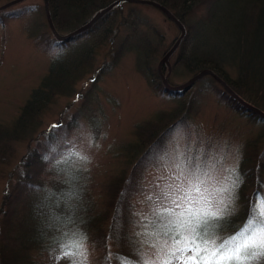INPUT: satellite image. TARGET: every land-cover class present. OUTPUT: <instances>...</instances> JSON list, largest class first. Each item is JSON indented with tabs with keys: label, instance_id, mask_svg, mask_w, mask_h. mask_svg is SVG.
Here are the masks:
<instances>
[{
	"label": "trees",
	"instance_id": "16d2710c",
	"mask_svg": "<svg viewBox=\"0 0 264 264\" xmlns=\"http://www.w3.org/2000/svg\"><path fill=\"white\" fill-rule=\"evenodd\" d=\"M114 1L48 0V10L57 32L65 34L86 23ZM154 1L168 8L186 27V35L181 41L182 52L188 46L190 50L179 56L177 63H183L192 75L205 69L213 71L245 101L264 111V0ZM125 3L128 2L117 4L91 28L68 40H58L52 33L45 4L42 23L28 27V36L44 50L52 52L73 45L74 53L71 57H53L47 72L32 89L13 121L7 126L0 122V162L9 141L39 140L43 136L39 147L29 158L22 157L8 173L0 204V264H35L33 259L41 255L47 257L45 264H53L51 258L54 261L59 255H73V236L76 233L87 236L86 244L94 250L91 260L94 264H138L146 258L150 259L146 251L139 248L132 230V198L138 190L136 171L151 151L156 152L162 147L164 139L177 124L188 122L195 108L196 95H189L177 107L158 111L152 120L135 125V141L123 145V166L102 183L105 194L102 206L87 189L84 178L77 183L75 174L80 172L72 173L69 168L63 178L61 175L56 177L58 181H54V175L64 164L63 160L57 163L50 181L39 169L43 160H49L45 156L54 140L60 141L63 149L67 147L61 143L65 133L54 130L60 126L67 127L62 120L51 123L49 130H39L46 108L56 98L79 95L77 86L84 78H89L92 83L84 84L82 92L87 94L97 78L116 64L124 50L135 52L138 70L149 79L151 85L164 90L154 69L161 37L154 32V41L159 39L156 43L148 36L146 29H155V24L150 18L141 16L138 9L133 8L129 15L123 13ZM7 14V8L0 9V22ZM130 15H133L131 19L128 17ZM106 16L111 18L105 20ZM107 21L109 24L100 38L107 44L103 53L105 60L99 67L95 64V53L86 48L83 39L98 32ZM122 26L127 35L117 39ZM213 31H216V36L211 34ZM104 43L102 45L105 47ZM83 48L86 50H81ZM201 80L211 81L206 85L207 90L214 93L219 102L257 123H264V119L244 109L214 77L205 75ZM94 97L91 95L88 99ZM262 140L264 131L247 141L246 149L240 155L236 170L242 184L235 194L234 208L220 230L222 237L231 236L243 226L254 194L257 191L264 194V148L259 150ZM14 173H17V179L10 181ZM65 178H69L72 187L69 191L75 193L73 197H69V191L61 186ZM156 221L157 218L146 221L152 234L174 246L172 237L177 234L174 227L167 222L158 224ZM168 233H171V237H168ZM113 245L116 248L112 249ZM109 252L112 254L110 261L106 260ZM260 264H264V260Z\"/></svg>",
	"mask_w": 264,
	"mask_h": 264
},
{
	"label": "rangeland",
	"instance_id": "374dc122",
	"mask_svg": "<svg viewBox=\"0 0 264 264\" xmlns=\"http://www.w3.org/2000/svg\"><path fill=\"white\" fill-rule=\"evenodd\" d=\"M9 1L11 0L0 1V6ZM44 3V0H21L7 6L5 8L9 14L0 22V122L4 126L10 124L17 116L32 89L47 72L51 59L56 55L71 57L74 53L73 45L67 48L65 46L63 50L46 51L28 36V27L40 24L44 19ZM133 8L141 11L139 12L141 16L150 18L155 24V29H146L148 36L153 38V41L154 32L161 37L154 63L159 80L157 70L159 60L174 44L180 30L156 7L128 2L124 4L122 11L129 15ZM27 10L31 11L27 13L25 12ZM128 17L131 19L133 15ZM109 18L111 16H106L105 20ZM194 19L196 17L191 18V21ZM108 22L98 32L95 31L83 39L86 48L92 49L95 53V64L99 67L105 60L103 53L107 48V44L100 41V38ZM120 30L117 39L127 35L123 26ZM211 34L216 36V31ZM158 41L159 39H156L154 42ZM103 43L106 44L105 47ZM181 44L169 58V67L165 64L161 66L162 74L164 76L167 74L170 85L182 84L192 75L183 63H177L179 56L182 57L185 51L190 50L188 46L183 53ZM137 63L135 52L124 50L116 64L97 78L87 94L82 92L84 84L92 83L89 78H84L77 86L79 95L58 96L59 98L46 108L39 130H49L51 123L62 120L67 127L60 126L54 130L65 133L61 143L67 147L64 146L63 149L60 141L54 140L50 151L46 152L45 157L49 160L47 162L43 160L39 169L50 181L57 163L63 160L64 164L54 175V181H58L56 179L58 176L62 175L63 178L69 168L72 173L80 172L75 174L77 183L84 178L87 189L102 206L105 198L102 183L108 181L110 175L123 166L125 158L123 145L135 141V125L152 120L158 111L177 107L181 101L189 98V95H196L195 108L188 122L177 124L164 139L162 147L156 152L151 151L149 157L139 164L136 171L138 190L132 198L131 209L134 217L132 230L139 248L146 251L150 259H155L158 247L175 249L174 246L155 237L146 221L157 218L156 213L160 207H174L158 197L161 196V189L165 185L176 183L171 177L178 174L176 164L179 160L187 157L198 158L208 173L205 180L209 188L213 186V181L217 184L230 181L232 177L238 175L236 169L240 155L246 149L245 143L264 131V123H257L244 116L245 114H240L219 102L215 94L207 90L206 85L211 83L210 80L199 79L187 92L171 94L151 85L149 79L138 70ZM91 95L95 97L89 100ZM71 124L73 126L69 127ZM41 139L43 136H40L39 140L25 139L6 143L0 162V204L9 171L18 165L22 157L29 158L35 148L39 147ZM263 148L262 140L259 150ZM81 156L85 159H80ZM16 179L17 173H14L10 181ZM61 186L69 191L72 188L69 178H65ZM189 195L199 194L192 190L189 191ZM85 246L88 248V264H94L91 261L94 250L89 244ZM111 248L114 249L116 246L113 245ZM72 258L73 255L68 253L59 255L54 261L51 258L50 262L68 264ZM46 259V256L41 255L33 260L35 264H45Z\"/></svg>",
	"mask_w": 264,
	"mask_h": 264
},
{
	"label": "snow or ice",
	"instance_id": "6c2138e0",
	"mask_svg": "<svg viewBox=\"0 0 264 264\" xmlns=\"http://www.w3.org/2000/svg\"><path fill=\"white\" fill-rule=\"evenodd\" d=\"M176 168L178 174L171 177L176 183L165 185L158 197L174 207H160L156 213L158 224L167 222L174 227L175 250L158 247L155 259L146 258L138 264H260L264 260V194H254L243 226L222 237L220 230L234 208L242 179L237 175L221 184L213 181L209 188L208 173L198 158L181 159ZM192 190L199 195L190 196ZM167 235L171 237V233ZM73 240L71 264H88L87 236L76 233ZM111 255L109 252L106 260L110 261Z\"/></svg>",
	"mask_w": 264,
	"mask_h": 264
},
{
	"label": "water",
	"instance_id": "95a60500",
	"mask_svg": "<svg viewBox=\"0 0 264 264\" xmlns=\"http://www.w3.org/2000/svg\"><path fill=\"white\" fill-rule=\"evenodd\" d=\"M21 0H11L7 2L6 4H3L0 6V9H3L7 6H10L12 4H15ZM45 1V12H46V17L48 21V25L54 34V36L58 40H68L76 35H79L83 33L84 31L88 30L91 28L105 13H107L109 10H111L113 7H115L117 4L122 3V2H132V3H139V4H146V5H151L153 7L158 8L169 20H171L180 30V34L177 37L176 41L174 44L171 46L170 49L167 50V52L162 56V58L159 60L157 70L161 79V82L164 86V90L166 92L170 93H179L183 94L187 92L191 87L203 76L205 75H211L214 77V79L233 97L235 98L241 106L244 107L248 112H252L256 115H258L260 118L264 119V111L261 110L259 107L245 101L242 97H240L235 91L229 87V85L222 79L220 78L216 73H214L211 70H201L200 72L192 75L187 81H185L182 84L178 85H170L169 82L167 81V74L164 76L161 71V66L162 64H165L169 67V58L171 55L175 52V50L179 47L181 41L183 40L184 36L186 35V27L183 25V23L176 18L171 11L163 6L162 4L154 1V0H115L114 2L110 3L109 5L105 6L104 8L100 9L95 15H93L86 23L83 25L77 27L76 29L65 33V34H60L57 32V30L54 27V24L52 22V18L50 15V12L48 10V0Z\"/></svg>",
	"mask_w": 264,
	"mask_h": 264
},
{
	"label": "bare ground",
	"instance_id": "6f19581e",
	"mask_svg": "<svg viewBox=\"0 0 264 264\" xmlns=\"http://www.w3.org/2000/svg\"><path fill=\"white\" fill-rule=\"evenodd\" d=\"M120 4V3H119Z\"/></svg>",
	"mask_w": 264,
	"mask_h": 264
}]
</instances>
